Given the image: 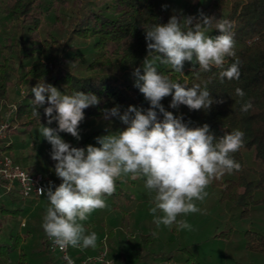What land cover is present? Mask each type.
<instances>
[{"label":"trees","instance_id":"16d2710c","mask_svg":"<svg viewBox=\"0 0 264 264\" xmlns=\"http://www.w3.org/2000/svg\"><path fill=\"white\" fill-rule=\"evenodd\" d=\"M160 1L0 0V124L9 110L12 96L19 95L16 89L21 88L24 91L16 100L9 138L17 140L33 133L40 134L41 124L58 127L55 122L47 124L43 107L39 109L40 119L33 116L35 105L31 87L43 82L64 94L71 95L80 90L100 98L98 105L84 110L85 119L79 130L95 120L104 119V109L119 106L123 113L131 105L147 110L149 102L134 87L136 77L133 75L136 68L143 74L145 59L151 61L160 74L182 85L192 87L201 84L203 87L202 82L208 81L213 99L223 100V103H213L207 111L190 110L185 105L172 108L171 96L161 103L166 111L182 117L190 126L207 123L217 137L236 129L245 133L244 146L232 154L241 164V170L225 174L206 191L210 200L221 209L251 224L247 231L237 236L240 238L239 248L244 252V259L264 264V0H182L184 7L176 15L199 18L203 13L210 17L211 27L207 35L214 37L218 34L215 30L217 20L232 22L235 56L226 58L224 68L238 63L241 74L239 79L225 78L223 82L219 78L220 69L215 67L204 72L193 60L186 61L182 72H177L171 65L161 64L157 59L158 53H148L143 27L169 20L160 7ZM69 10H75V15L69 14ZM237 88L244 91L243 100L236 95ZM249 99L253 107L242 112V104ZM157 113L158 119L162 120L163 115L158 110ZM124 127L120 122L116 126L82 130L80 139L73 146H99L96 137ZM59 135L65 141L71 136L64 132ZM15 148L11 142L3 151L22 165V159L14 157ZM137 180L130 177L117 180L116 191L106 198L104 210L118 214L124 206L132 204L135 196L132 190L136 189ZM60 182L57 177L56 185ZM46 198L45 195L40 202ZM47 205L44 204L41 211H45ZM35 209L33 202L24 206L18 200H8L0 205V216L17 223L12 229L0 227V264H60L52 258L46 234L36 237L38 230L43 229L21 225V219L28 218ZM101 211H94L89 218L94 221L97 212ZM127 222L138 227L142 223L130 214L118 223L126 226ZM118 223L110 221L107 234L93 230L98 237L97 247L84 250L71 247L72 258L80 262L84 257L100 252L106 244L114 264H157L159 259H163L162 264H174V254L168 250L164 249L157 258L152 250L155 238L151 234L141 235L131 260L130 253L115 240L113 227ZM234 234L235 229L229 227L226 234L221 233L214 238L220 242L227 239L231 245L236 237ZM194 264L201 263L195 260ZM235 264H241L240 260Z\"/></svg>","mask_w":264,"mask_h":264},{"label":"clouds","instance_id":"9594fccd","mask_svg":"<svg viewBox=\"0 0 264 264\" xmlns=\"http://www.w3.org/2000/svg\"><path fill=\"white\" fill-rule=\"evenodd\" d=\"M210 27L211 18L203 13L199 18L173 15L167 23L143 27L147 51L158 53L159 62L171 65L177 72H182L186 61L195 60L201 71L220 69L221 82L225 78L239 79L238 63L224 68L226 58L235 56L232 22L217 20L218 34L214 37L206 34ZM133 75L134 87L149 102V108L130 105L123 113L119 106L102 110L105 120L115 117L125 127L96 137L99 146L89 144L86 148L72 146L59 133H68L79 140L84 110L98 105L100 98L80 90L64 94L45 82L31 87L33 116L40 119L39 109L43 107L47 124L55 122L58 126L41 124L40 134L51 145L54 172L61 182L58 185L49 182L46 188L37 190L47 197L42 229L53 250L97 247V234L88 233L84 222L94 211L107 207L106 198L115 193L117 180L125 177L144 180L150 193L149 213L157 228L163 225L169 230L192 231V224L182 217L201 211L197 202L207 198L206 189L215 180L242 168L232 154L244 146L243 131L236 129L217 137L207 123L190 126L182 117L166 111L161 103L171 96L172 108L185 105L190 110L207 111L213 103H223L213 99L208 81L202 82L203 87L182 85L160 74L147 59L143 74L136 68ZM235 93L242 100L245 97L240 88ZM252 107L249 99L242 104L241 111L247 112ZM157 110L163 115L162 120L158 119ZM156 235L152 233L154 238ZM64 258L67 264H74L71 258Z\"/></svg>","mask_w":264,"mask_h":264},{"label":"rangeland","instance_id":"374dc122","mask_svg":"<svg viewBox=\"0 0 264 264\" xmlns=\"http://www.w3.org/2000/svg\"><path fill=\"white\" fill-rule=\"evenodd\" d=\"M159 4L168 19L179 13L184 7V2L182 0H161ZM68 13L75 15L76 11L69 10ZM17 91H19V95L15 94L12 96V101L8 106L9 110H7L6 115L11 108L16 105V100L21 98L24 89L17 88L16 92ZM118 124H120V121L115 117H112L110 120L98 119L91 122L82 130H96L100 127L116 126ZM82 130H79L80 134ZM75 141H77V139L73 136H70L66 140V142H69L72 146ZM11 142L14 143L16 147L14 157L16 159H22L23 161L21 166L34 172L37 170V172L44 173L49 178L47 186L49 182L56 185L57 176L54 172L55 162L50 156L51 145L41 134L33 133L27 137H20L17 140H11L9 138V143L11 144ZM136 184V189L132 190V193L135 195L132 204L127 207L124 206L118 214L104 209H102L100 213L97 212V217L94 218V221L92 218H89L88 224L85 225L87 232L96 230L107 234L110 221L113 220L115 223H118L119 220L123 217L127 218L130 214L135 220H140V222H142L139 227L127 222L126 226H121L120 223H118L113 229L115 231V240L120 243L121 248L130 253L131 260L134 259L136 247L142 238L141 235L149 236L150 234L152 235L153 232H156L157 235L152 247L153 252L156 253L155 255L157 258H159L158 254L162 253L164 249L168 250V252H173L175 257L173 260L174 264H194L195 260H198L201 264H235L239 260L241 264H258L256 260L244 259L242 255L244 252L240 250V245L238 244L240 238L237 236H241L242 233L247 231L251 224L242 222L237 219V217H234L233 213L221 209L210 200L209 196H207L202 203L197 202L201 209L200 212L182 217L192 224V231H176L175 228L169 230L163 225L157 228L153 223V217L149 213V208L151 206L149 203L150 193L145 188L143 179H138ZM44 204H48L47 198L40 203L33 202V207L36 209L28 218L21 219L22 227L31 225L32 227L39 226L42 228V217L45 211H41V208L44 207ZM16 226L17 223L12 219H3L2 216H0V227L3 228V230H6V228H16ZM22 227L19 226V230H22ZM229 227H233L236 231V234L233 235L236 237H234L235 239L233 238L234 240L232 239V243L234 244L229 245L227 239L221 240L220 242L219 239L214 238L221 233L226 234ZM43 236H45V232H43V230H38L36 237L41 238ZM106 239L107 237L104 239L105 242ZM38 244H40L39 241ZM52 258L56 263L63 264L57 256L53 255ZM163 262V259H159L157 264H162Z\"/></svg>","mask_w":264,"mask_h":264},{"label":"built area","instance_id":"2783aa9c","mask_svg":"<svg viewBox=\"0 0 264 264\" xmlns=\"http://www.w3.org/2000/svg\"><path fill=\"white\" fill-rule=\"evenodd\" d=\"M15 110L16 106L12 107L0 124V205H4L8 200H18L25 206L32 202H40L45 195H41L37 190L46 188L49 178L44 173L24 168L3 151L4 147L10 145L11 116ZM47 244L50 252L57 256L63 264H67L65 256L71 258L74 264H114L113 260L109 258V248L106 244L100 252L86 256L80 262H76L72 258L71 247L65 251H61L59 248L53 250L52 242L49 239H47Z\"/></svg>","mask_w":264,"mask_h":264}]
</instances>
